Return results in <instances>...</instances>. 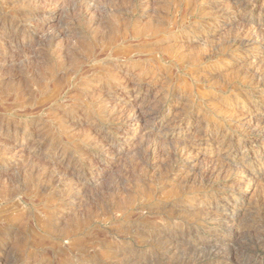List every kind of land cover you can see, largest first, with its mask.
Wrapping results in <instances>:
<instances>
[{"label": "rangeland", "instance_id": "374dc122", "mask_svg": "<svg viewBox=\"0 0 264 264\" xmlns=\"http://www.w3.org/2000/svg\"><path fill=\"white\" fill-rule=\"evenodd\" d=\"M250 4L242 26L227 14L212 28L226 0H0V264H210L199 243L213 224L165 195L199 187L186 172L231 137L236 163L212 194L239 192L254 214L232 217L259 220L263 50H226L264 24V0ZM160 120L178 142L155 146ZM188 145L200 147L178 172L168 155ZM138 219L160 240L139 243ZM262 226L239 237V263L264 264Z\"/></svg>", "mask_w": 264, "mask_h": 264}, {"label": "bare ground", "instance_id": "6f19581e", "mask_svg": "<svg viewBox=\"0 0 264 264\" xmlns=\"http://www.w3.org/2000/svg\"><path fill=\"white\" fill-rule=\"evenodd\" d=\"M250 1L255 3V0H226L227 5L225 7V11L222 12L214 11L215 14L214 15L212 14L211 18L213 22L211 23V27L214 28V26L218 23V20L227 16V14L230 15L232 14L231 18H235L236 22L239 21L240 23L238 24L242 26L244 22L249 21L247 18L255 16L253 11V6H251ZM257 17L259 16L257 15ZM241 29H239V31L237 30V32H235V34L230 38V40L227 43L226 50L230 51L234 47L240 49L241 47H248V46H254L253 49L257 51L263 50V52H260L258 53V55H256L257 56L256 58L263 57L260 64L264 70V24L260 28H252V29L249 28L250 29L249 31L247 30L244 31L243 29L242 30ZM61 35L62 34H59V36ZM232 105L235 107L237 106L236 104H232ZM262 108L264 109V106H260V108H258L257 106V110H260ZM247 117H249L248 118L249 120H252V118H250V115ZM259 120L260 119L258 118L255 119L254 123H256L257 125L260 124L261 122ZM156 125L159 130L157 136L156 134L154 135L156 136L154 139L155 146L157 143H162L166 146L172 140L178 142L177 140L178 137L175 136L173 131H171L173 127L176 126L175 124H170L169 126L162 127L163 124L160 120L157 122ZM261 136L262 138H264V133H261ZM141 142L142 140L139 141L140 145L142 146L143 143L141 144ZM217 143L218 146L216 147V150L213 154L214 157L212 160L213 165H211L210 167L207 166L203 170H194L191 166H190L191 168L188 169L189 164H185L189 159L188 156H190L191 153H196V150H198L200 146L188 145V146H184L180 150L178 149L172 150L171 155H173V157L168 155V160L170 162L172 159L181 161L182 166L178 172L188 169L186 174L187 173L190 174L192 171L193 176L194 174L195 176L198 175L199 187L197 188L193 186L189 187L187 186V184L181 183L180 185L176 186V188H172L165 195V197H171L174 201H182L183 202L182 204H185L183 206H186L187 208L186 210L188 214L185 213V215H194V216L202 217L204 218L206 224L208 223L213 224V229L210 232L211 236L208 239H202L201 243H199V245H201L202 242L205 240L204 241L205 245H209L208 254L210 259L208 260L210 261V264H241L234 257L236 255L235 254L236 243L239 237L241 236V234L246 232L245 230L248 231L253 229L259 230L261 227H263L262 223L264 222V213L260 215L259 220L253 217L246 220L244 223H240L236 220V217L238 215L250 214L249 216H251L254 214L253 211L250 210L251 208L250 203L247 202L246 199L244 200L239 192H236L235 190L234 192L232 189L231 190L233 191V193L232 194L230 193V196H226L224 198H222L221 195L212 194L213 184L221 177L222 174L226 172L227 168L230 169L232 167V164L236 163L235 161H233V159H230L228 157L229 155L227 154L233 150L234 152L239 151L241 146L240 143L238 144V146H236L232 142V137L228 140L222 139L220 141H217ZM241 148L245 149L244 146ZM155 149L156 148L154 147V144H152L150 150H144V151L142 150L143 159H144L143 162H146L149 152L153 154V151ZM244 166H245V171L246 169L252 171L253 167L251 162H247V164H243V167ZM243 167L242 169H244ZM193 176L191 177L193 178ZM229 207H232V211L228 214L226 213V211L228 210ZM159 210L163 214L164 213L168 214V212H166L164 208L163 209L159 208ZM234 212L236 213V217H232ZM145 213L146 211L144 209L143 210L140 209L139 219L142 216H144ZM145 227L146 225L143 222H140L139 220V224H137V228L135 229L138 232V236L140 240L139 243L143 244L145 243V241L147 242L149 240L151 241L160 240L162 234L159 231L160 227L157 226L156 223L152 224L151 227H148L151 229H148L147 231L144 229ZM182 239L180 240L181 242H183ZM225 258L227 259L226 263H224Z\"/></svg>", "mask_w": 264, "mask_h": 264}]
</instances>
